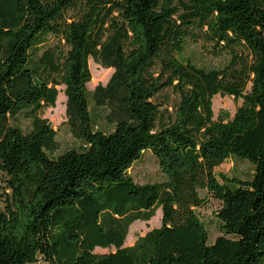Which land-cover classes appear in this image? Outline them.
Masks as SVG:
<instances>
[{
    "label": "trees",
    "instance_id": "trees-1",
    "mask_svg": "<svg viewBox=\"0 0 264 264\" xmlns=\"http://www.w3.org/2000/svg\"><path fill=\"white\" fill-rule=\"evenodd\" d=\"M189 43L217 63L186 57ZM91 59L114 69L92 93L109 133ZM60 86L83 145L55 157L41 113ZM218 95L242 101L232 118L214 119ZM147 152L164 181L132 177ZM234 159L251 179L217 173ZM0 177V264H264V0H0ZM211 198L213 243L197 213Z\"/></svg>",
    "mask_w": 264,
    "mask_h": 264
},
{
    "label": "rangeland",
    "instance_id": "rangeland-1",
    "mask_svg": "<svg viewBox=\"0 0 264 264\" xmlns=\"http://www.w3.org/2000/svg\"><path fill=\"white\" fill-rule=\"evenodd\" d=\"M185 56L191 57L200 65H211L217 63L215 60L204 55L201 46H194L192 43H189V46L187 47L185 52ZM89 64L92 75V80L88 84L91 113L95 120L96 128H98V130L109 133L113 131L115 125H112L108 121L107 109L94 104L92 100V93L95 91L97 86H106L109 83L114 73V69L103 68L100 65L96 64L92 59L90 60ZM64 89V86L58 87L59 95L56 106L54 108H46L41 113L43 118H46L51 122L54 130L57 132L56 149L51 154L55 157L70 149L81 150L83 145L82 142L72 134L67 124V98L64 94ZM168 93H171V91H168ZM241 103L242 101L237 102L233 98L228 96H216L213 99L214 119L217 120L220 115H223L227 118H232ZM18 122L20 126L24 128L30 126V121L23 115L18 118ZM253 171L254 168L248 161H241L238 159L227 161L217 169V173L220 175H225L227 177H237L244 180L251 179L253 176ZM130 173L134 180L139 184L162 182L165 180V176L162 173L156 158L152 155L151 152L145 153V155H143L142 157V162L137 163L130 171ZM3 188L4 182L0 177V205H2L3 202ZM220 207L221 203L211 198L208 205L198 209L197 211L204 225L206 226V229L208 230L210 243H213L221 233L220 222L217 218V212ZM161 219L162 216L161 212L159 211L157 215L149 222L136 221L130 228V232L125 245L132 246L139 236L145 235L153 228L160 227ZM114 251L115 248L113 247L108 249L97 248L95 250L97 254H107ZM35 264L50 263L47 262L43 257H39L37 263Z\"/></svg>",
    "mask_w": 264,
    "mask_h": 264
},
{
    "label": "crops",
    "instance_id": "crops-1",
    "mask_svg": "<svg viewBox=\"0 0 264 264\" xmlns=\"http://www.w3.org/2000/svg\"><path fill=\"white\" fill-rule=\"evenodd\" d=\"M159 211L161 212V216H162V211H161V210H159ZM159 211H158V212H159ZM158 212H157V213H158Z\"/></svg>",
    "mask_w": 264,
    "mask_h": 264
}]
</instances>
